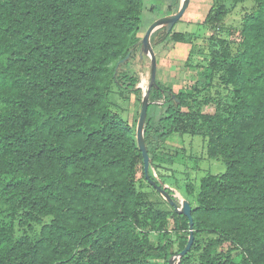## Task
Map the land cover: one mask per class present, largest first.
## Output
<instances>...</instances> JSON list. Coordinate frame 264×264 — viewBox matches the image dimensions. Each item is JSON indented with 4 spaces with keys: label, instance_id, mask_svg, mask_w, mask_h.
Listing matches in <instances>:
<instances>
[{
    "label": "trees",
    "instance_id": "16d2710c",
    "mask_svg": "<svg viewBox=\"0 0 264 264\" xmlns=\"http://www.w3.org/2000/svg\"><path fill=\"white\" fill-rule=\"evenodd\" d=\"M144 1L0 0V264H167L186 245L187 217L147 182L136 123L108 99L115 84L140 109L150 81V59L139 57ZM223 1L207 18L209 38ZM252 1L236 48L221 37L213 51L193 46L185 66L206 54L194 81L175 93L156 80L149 91L152 180L163 187L156 167L173 133L205 136L208 157L226 166L190 203L194 240L178 264L193 253L197 264H264V0ZM172 33L155 31L152 50L187 38ZM153 104L163 111L149 114ZM139 165L156 196L138 189Z\"/></svg>",
    "mask_w": 264,
    "mask_h": 264
},
{
    "label": "rangeland",
    "instance_id": "374dc122",
    "mask_svg": "<svg viewBox=\"0 0 264 264\" xmlns=\"http://www.w3.org/2000/svg\"><path fill=\"white\" fill-rule=\"evenodd\" d=\"M148 1L149 0L144 1V11L142 16V29L144 32L156 21L153 20L152 16L153 6L149 5L150 2L148 3ZM157 3V11L160 9H162L161 11H164L166 7H170L169 0H158ZM222 4L224 5L226 15L223 22H219V31L213 33L212 37L209 38V29H212V25H216V20H207V18L211 17L213 10L217 6L216 0H189L185 14L176 22L172 33L174 34L176 32L179 35L187 34V38L182 40L179 38L175 39L172 36L170 41L165 44L168 45L166 52L169 53L171 57H176L177 60L175 61V65L173 62L169 61V67L167 65L165 70H161L160 67L156 68V80L158 82L169 88L173 87L174 89H180L183 86H188L194 81L197 74L196 71L199 70V68L196 67L201 65L199 61L204 62L201 60V57H206V54H203L202 52L200 54L196 53L194 58L192 57L188 60L189 67L185 66L183 60L179 58L180 56L185 57V59L186 57L188 58L189 52L192 50L191 47L193 46L197 49L202 48L206 51L209 49L213 51V48L215 49V47L212 42H217L220 40L218 38L221 37L226 40L228 45L230 44V46L236 48L238 45V33L240 31L242 15L255 9L254 2L252 0H245L244 2L224 0ZM168 15L169 13L166 14V16ZM187 17H189V22L186 20ZM217 44L219 43L217 42ZM183 46L185 49H183ZM190 67H194L195 69L193 68L192 70ZM162 72L167 74L166 79L161 78L160 74H162ZM173 91L177 93L175 90ZM108 99L111 110L118 113L131 126L133 123H136L137 125L135 118L137 111L140 109H138V101L134 94L130 95L123 93L117 85L113 84ZM160 109V105L155 106L153 104L150 106L149 114H157ZM162 109L161 111H163ZM202 109L205 112L212 113L215 111V104L211 103L210 105L204 106ZM132 132H135L133 128ZM206 143L207 139L205 136L195 133H173L165 142L161 151L163 162L157 165L156 170L159 174V181L163 187L170 191L171 195L178 203L188 202L193 204L199 193L202 179L210 175H218L225 172L226 166L222 160L208 157ZM137 180L138 189L153 193L152 189L142 178L140 165L138 167ZM153 195L156 196L155 193H153ZM162 206L164 208L168 207L166 203H162ZM48 219L49 217L45 222ZM172 227L173 222L170 221L169 228ZM21 233L22 231L17 232L19 235ZM150 238L154 244L157 243V236L155 233H150ZM192 256L193 259L189 264H197V262L194 261L197 254L193 253Z\"/></svg>",
    "mask_w": 264,
    "mask_h": 264
},
{
    "label": "water",
    "instance_id": "95a60500",
    "mask_svg": "<svg viewBox=\"0 0 264 264\" xmlns=\"http://www.w3.org/2000/svg\"><path fill=\"white\" fill-rule=\"evenodd\" d=\"M189 0H180L178 9L175 14L168 16L166 18H162L159 20H156L151 26L147 28L145 31L140 44V53L139 57L142 59V57L147 56L150 59V81L146 88L143 90L141 102H140V110L138 115V121H137V127H136V140L138 148L142 154L143 159V170L144 175L147 180V182L164 198V200L174 208V210L187 217L188 219V240L184 248L171 256V258L168 260L167 264H178L181 257H183L191 248L194 240L193 236V219L191 214V205L188 202L184 203H177L175 200L168 194V192L161 186H159L154 180H152L148 174V168L150 164V157L148 155L145 141H144V129H145V122H146V116H147V110L149 107V91L153 86H156V68H157V60L154 51L152 50L149 39L151 35L157 31L160 28H164L166 32H170L176 22L183 16L187 6H188ZM131 51L121 60H119L116 64L115 71L117 70L119 64L125 63L130 58ZM172 98H175V95L172 94Z\"/></svg>",
    "mask_w": 264,
    "mask_h": 264
},
{
    "label": "crops",
    "instance_id": "0c3cea01",
    "mask_svg": "<svg viewBox=\"0 0 264 264\" xmlns=\"http://www.w3.org/2000/svg\"><path fill=\"white\" fill-rule=\"evenodd\" d=\"M157 1L158 0H149L148 1V3L150 2L149 5L153 6V12H152L153 20H159L162 18H166L169 15L171 16L176 2L177 1H178V3L180 2V0H169L170 1V7L169 6L166 7V9L164 11H161L162 9L157 11V9H158ZM178 6H179V4H178ZM167 13H169L168 16H166ZM184 14H185V12H184ZM186 20L189 22V17H187ZM143 32H144V30H143ZM183 44H181V45H183ZM167 46L168 45H158L154 49V52H155L156 58H157V67H160L161 70H165L167 65L169 67V61L173 62L175 65L176 64L175 61L177 60L176 57L173 58V57H171V55L169 53L166 52ZM183 49H185L184 46H183ZM181 50H182V48H181ZM179 58H181L183 60V63H185V61L187 59V57L185 59V57H183V56H180ZM182 66H183V64H182ZM180 69H181V67H180ZM160 76H161V78L166 79L167 74L165 72H162V74H160ZM161 82H163V81H161ZM171 89L175 90L176 92L179 90V89H174L173 87H171Z\"/></svg>",
    "mask_w": 264,
    "mask_h": 264
}]
</instances>
